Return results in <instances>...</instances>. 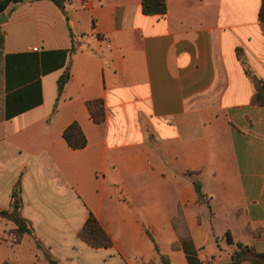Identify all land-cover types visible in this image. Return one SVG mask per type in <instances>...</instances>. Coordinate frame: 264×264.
I'll list each match as a JSON object with an SVG mask.
<instances>
[{"label":"crops","instance_id":"1","mask_svg":"<svg viewBox=\"0 0 264 264\" xmlns=\"http://www.w3.org/2000/svg\"><path fill=\"white\" fill-rule=\"evenodd\" d=\"M89 1L0 0V211L20 181L33 229L0 218V264H48L37 241L60 264H189L187 235L202 264L264 255V106L237 56L264 80L263 0ZM90 214L110 247L79 238Z\"/></svg>","mask_w":264,"mask_h":264},{"label":"trees","instance_id":"2","mask_svg":"<svg viewBox=\"0 0 264 264\" xmlns=\"http://www.w3.org/2000/svg\"><path fill=\"white\" fill-rule=\"evenodd\" d=\"M53 2L61 10H64V4L67 0H48ZM142 11L145 15L148 16H164L167 13V4L166 0H142ZM259 20L264 22V0L259 12ZM66 54V52H62ZM237 56L241 61L247 76L251 79L255 85V95L253 102L264 106V80L259 79L257 76L253 75L247 66L243 51L240 48H237ZM69 79V74H64L58 82V94L60 95L65 83ZM88 109L94 120L98 125H101L105 122L106 113H105V103L103 100H95L88 102ZM63 137L67 144L74 150L83 149L87 146V139L81 130L78 123H72L63 133ZM197 195L199 200L203 201L204 194L202 193V188L199 183H194ZM17 202V203H15ZM21 200H20V181L17 182L14 191H13V203L11 205V211H0V218L11 221L17 227V233L22 236L24 234L33 235V229L27 220L21 217L20 215ZM151 237V236H150ZM79 238L86 242L93 248H107L110 247L112 242L106 232L101 227L98 220L90 214L87 222L85 223L82 230L79 232ZM152 238V237H151ZM227 240L232 243V238L230 234H227ZM179 243L183 248L189 264H202L198 257V251L193 246L191 238L187 235L184 238H180ZM37 246L43 250L44 256L48 264H60L57 259H55L49 252L43 249L42 244L37 241ZM238 251L232 256L231 264H239L241 260L247 258H254L257 262L264 263V255L254 253L251 247H245L242 244H237ZM158 250V248H157ZM163 264H170L168 259L165 256H161Z\"/></svg>","mask_w":264,"mask_h":264},{"label":"built area","instance_id":"3","mask_svg":"<svg viewBox=\"0 0 264 264\" xmlns=\"http://www.w3.org/2000/svg\"><path fill=\"white\" fill-rule=\"evenodd\" d=\"M89 2H90L89 0H83V6H84V7H89V5H90ZM87 37H88L89 40H91V41H94V40H96V41L101 40V38H100L96 33H94V32L89 33V34L87 35ZM107 47H110V44H109V43H107ZM34 50L37 51V48H35Z\"/></svg>","mask_w":264,"mask_h":264},{"label":"rangeland","instance_id":"4","mask_svg":"<svg viewBox=\"0 0 264 264\" xmlns=\"http://www.w3.org/2000/svg\"><path fill=\"white\" fill-rule=\"evenodd\" d=\"M250 70H251V68H249ZM245 99V95H242L241 96V100H244ZM226 239H227V237L225 238V241H226ZM249 260H251V261H255L256 263H257V261L252 257V258H249ZM258 263H260V262H258ZM260 264H262V263H260Z\"/></svg>","mask_w":264,"mask_h":264},{"label":"water","instance_id":"5","mask_svg":"<svg viewBox=\"0 0 264 264\" xmlns=\"http://www.w3.org/2000/svg\"><path fill=\"white\" fill-rule=\"evenodd\" d=\"M0 23H1V18H0ZM17 203V202H16Z\"/></svg>","mask_w":264,"mask_h":264}]
</instances>
